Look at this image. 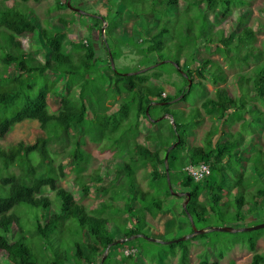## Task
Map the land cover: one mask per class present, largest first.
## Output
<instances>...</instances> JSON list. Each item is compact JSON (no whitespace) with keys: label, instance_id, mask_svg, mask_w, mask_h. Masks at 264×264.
Masks as SVG:
<instances>
[{"label":"trees","instance_id":"trees-1","mask_svg":"<svg viewBox=\"0 0 264 264\" xmlns=\"http://www.w3.org/2000/svg\"><path fill=\"white\" fill-rule=\"evenodd\" d=\"M120 1L124 2V0ZM106 2L114 4L113 0H106ZM181 2L184 3V6H180ZM249 2L250 0L131 1L132 7L146 5L149 9L146 13V20L153 19L159 23V26L157 24L158 30L150 31L151 24L148 25L146 21L142 20L144 29H141L144 30L145 37L139 42L146 40L149 42L144 49H140L143 55L160 52L164 47L161 39L171 29L185 34V43L182 42L178 45L177 55L172 62L168 61L171 71L177 73L181 79L179 85L174 82L170 83L174 87L172 93L165 91L164 84L167 83V80L164 78V74L169 73L163 70L165 61L159 59V61L150 63L147 59H142L140 65L133 70L120 71L116 67L112 69L110 56L114 60L115 55L110 50L106 38L103 39V45L109 48L110 53L106 48V57L102 61L107 63V68L110 69L109 73L104 71L105 73L100 74L99 78H94V74H91L90 71L100 59L97 56L96 47L91 42L83 44L79 41L76 49H80L82 52L78 56L76 55V58L80 60V68L84 76H80V81L74 83L75 92L55 91L56 82L50 78L37 87L36 79L48 71H62L69 74L70 78L79 73L75 67H60L62 63L70 62L73 56L71 52L65 50L62 39L64 27L68 23L59 17L58 21L63 25L62 29L51 32L48 27L40 28L39 35L48 53L44 62H40L22 48L19 40L20 37L32 36L38 28L34 17L12 7L0 8V27L6 30L8 36V45L5 47L3 60L6 67L14 66L17 70V74L13 77L6 78L10 83L19 87L26 83V86L20 87V91L25 90L26 92L25 103L12 116L0 117V139L5 138L16 124L24 121H36L41 130L30 143L18 141L9 147L0 146V260H4L7 264H94L96 258H99V263L107 245L110 247L103 264H109L111 256L117 249L135 247L137 256L140 255L141 249L132 244L133 239L117 241L118 239L111 234L112 232L107 226L106 217L100 214H90L83 205L74 200L71 191L58 185V182L65 177L64 166L62 164L53 166V154L48 143L52 137L57 140L61 135L60 142L66 146V142L71 141L69 140L71 129H74L78 134L72 137L73 151L71 154L79 172L84 156V152L80 148L83 143V139L79 135L80 131L99 141L107 139L115 144H128L125 139L126 134L131 133L129 141L133 146L130 159L135 168H137V164L147 166L150 170L148 181L150 184L153 181H157L159 184L163 182L165 185H160L162 188L156 186L155 189L158 192L162 189L166 195L171 193L169 185L172 187L174 179L177 177V184L189 192V200L182 211L185 215L188 212L194 222L204 220L208 215V209L198 203V197L203 190H206L210 196L211 210H213V206H218L221 202L224 207L234 205L237 210V218L243 216L241 210L246 202L245 176L240 172L232 181L227 180L226 169L232 168V166L248 165L255 171L252 177L257 182L261 181V186L257 187L256 194L249 197L253 207L258 205L257 198L264 197V150H257L247 158L238 157L237 150L242 146L240 144L241 137L240 139L228 137L214 141L218 126H216V131L209 130L206 133L203 144L190 145L187 139L190 131L185 129L188 121L178 118V114L183 115V111L172 107L175 102H187L190 93H197L199 97L204 96L200 104L201 108L219 121L232 123L240 121L243 128L250 129V121L257 120L264 126V114L252 103L253 99L261 100L264 97V54L262 50L255 51L253 46L255 33L246 24L245 14L237 15L235 27L227 34L222 28L213 30L214 23H220L219 21L227 19L233 12L246 6ZM55 7L62 9L69 6L67 0H64L62 3H55ZM155 12L157 16L153 15ZM72 13H77L76 9L72 10ZM209 14L220 18L218 21H212ZM103 22H107L104 16L96 19L92 27H96L100 34L106 32L107 35L108 23L105 28H102ZM175 35L177 34L173 32L174 38ZM202 42L208 49L212 44L213 51L222 54L230 66L233 63L247 64L252 57L257 60L263 58L252 71L237 74L240 86L237 95L232 96L225 87H216L213 97L205 94L206 88L202 79L206 77V74L212 77L211 81L215 85L218 82H224L226 75L221 66L211 58L203 57L200 61L198 60V47ZM242 51L244 53L239 54ZM181 59H184L183 63ZM194 62L197 65L192 68L191 65ZM174 63L177 64V67ZM143 69L145 70L141 71ZM30 76L31 78H29ZM188 81L191 82L190 85ZM93 83L95 84L92 85ZM106 85L108 87H105ZM243 88L244 90H242ZM32 92L34 95L31 97L29 94ZM18 93L17 90L0 91V105L9 103ZM51 93L59 96L60 103L56 112H50L48 108V97ZM121 93H126V96L118 102V107L114 111L111 112L105 103L102 109L98 110L97 99H103L104 102L110 101ZM248 103L251 105H247ZM194 108V112L198 115L195 122L198 124L201 121V116L199 109ZM90 111L93 114L91 119L89 118ZM245 114H248L247 120L244 118ZM164 115L171 117L172 122L163 117ZM140 118L144 119L147 124L156 127L144 138L146 142L158 145L153 150H150L147 145L135 141V137L139 133ZM131 120L134 121L131 122ZM42 132L43 134H41ZM116 134L118 136H115ZM238 135L242 136L241 133ZM173 143L176 145L168 151L167 162H165V153ZM201 161L209 164L211 173L206 181L195 182L183 173L182 167L188 162L199 163ZM14 165L18 166V173L10 171V167ZM123 169L129 170L131 166L124 162L122 167L115 169V172L119 173ZM97 179L101 180V177L98 176ZM230 185H235L240 189L234 196L232 204L227 203L228 200L226 203L222 201L224 198L222 191L226 189L229 192ZM128 186L133 194H137L134 174H131ZM87 188L84 185L83 191L86 192ZM49 192H53L54 198L49 196ZM138 193L143 199L144 192L139 191ZM133 194L129 197L130 200L137 197ZM160 202L161 200H158L154 203L157 207L155 211H149L147 206L140 208L150 214H155L161 210ZM140 208L135 209V223L141 225L142 220L138 216ZM127 209L130 211L132 206L128 204ZM135 234H141L139 226L130 227L122 233L124 238ZM134 239L149 241L142 237ZM256 239V236L250 237L245 243L247 249L253 252L250 264H264V253L255 252ZM178 243H182V241ZM170 244L174 245V242ZM39 245L43 249L44 255L37 251ZM135 255L130 254L121 257V259L135 264ZM223 257L224 254L218 252L216 259L212 261L202 259L199 264H221L220 261ZM159 261L163 262V258H160ZM178 264H190L186 246L179 256ZM229 264L234 263L230 262Z\"/></svg>","mask_w":264,"mask_h":264},{"label":"rangeland","instance_id":"rangeland-1","mask_svg":"<svg viewBox=\"0 0 264 264\" xmlns=\"http://www.w3.org/2000/svg\"><path fill=\"white\" fill-rule=\"evenodd\" d=\"M63 1L64 0H0V8L5 9L12 7L24 14L27 13L32 18L34 17L38 28L32 36L20 37L19 40L22 44V48L31 53L32 56L40 62H44L48 54L43 40L39 35L40 28L48 27L51 32H53V30L62 29L63 25L59 23V17H62L68 23L67 26L64 27V37L62 36V39L65 50L71 52L73 56L70 62L62 63L60 67H75L79 73H77L75 77L72 76L70 78L69 74L62 71H48L36 79L35 82L37 87L50 78L52 81L56 82L55 91L74 93L76 90L74 83H78L80 81V76H84L80 68V60L76 58V55L78 56L82 52L80 49H76L78 48V46L76 47L77 42L80 41L83 44L91 42L96 47L97 52H101L104 48L103 39L106 37L108 40L112 39L115 41L113 46H111L115 58L120 52V57L116 60L115 58L113 60L110 56L113 65L120 71L135 69L140 65L142 59H147L150 63L162 59V61H165L163 70L169 72L164 74V78L167 80V83L164 84L166 93L174 91V87L171 86L170 83L174 82L176 85L180 84V77L177 73L171 71L168 61L172 62L177 55L178 45L182 42L185 43V34H182V32H175L176 29L173 27L174 31L171 29L168 34L161 39L164 47L160 52L143 55L140 49H144L149 44L148 40L139 42L145 37V32L141 29L143 28V21H146L148 25L151 24L149 28L150 31H155L159 28V23H156L153 19L146 20V13L149 11L146 5L144 7L141 5H134L133 7L136 8L134 9L131 6L132 0H124V2L113 0V5H108L106 0H70L68 8L58 9L55 7V3H62ZM97 1L101 2L94 5L93 3ZM180 6H184V3L181 2ZM109 8L110 11L106 13ZM263 8L264 0H250L246 6L233 12L227 19L219 21L220 23H214L215 26L213 30L216 31L222 28L224 33L227 34L229 30L235 27L237 15L239 13H244L246 16V24L251 27L255 33V41L253 43L255 51L262 50L264 54ZM75 9L77 13L73 14L72 10ZM94 14H96L97 17H92ZM101 15H103L107 21L103 22L101 27L105 28L106 23H108V32L107 35L105 32L100 34V36L98 31H95V27L92 26L96 19L102 17ZM153 15L157 16V13L155 12ZM209 17L212 21H218L220 18L219 16L214 17L212 14H209ZM183 19L185 21V15ZM173 32L177 34L175 38L173 37ZM7 45L8 36L6 30L0 27V91L17 90L19 92L12 101L3 106L0 105L1 118L12 116L26 101L25 90L20 91V87L26 86V83H23L19 87L10 83L6 78H11L17 74L15 67H6L3 60L4 52L6 51L5 47ZM205 45L206 44L202 42L198 47V60L200 61L203 57L211 58L221 66L226 75V80L224 82H218L216 85L211 81L212 77L209 74H206V77L202 79L206 88L205 94L211 97L214 96V89L216 87H225L229 94L232 96L237 95L240 91L237 74L252 71L257 63L263 59L259 58L257 60L252 57L248 60L247 64L233 63V65L230 66L227 64L222 54L213 51L214 46L212 44L209 45V49ZM243 53V51L241 53L239 52V54ZM181 60L183 63L184 59ZM198 60L196 61L197 63L199 62ZM196 62L192 63V68L197 65ZM94 66L95 67L90 71L91 74H94V78H99L100 74L107 71L108 73L110 72V69L107 68V63L104 61H97ZM29 78H31V76ZM106 82H108V80H106ZM94 84L95 83L92 85ZM105 87L108 86L106 85ZM242 90H244V88ZM29 95L32 97L34 92ZM125 96L126 93H121L117 95L114 100L110 99V101L107 100L105 102L103 99H97L96 102L99 103L97 108L98 110L100 108L102 109L105 103L112 112L118 107V102ZM203 98L204 96L199 97L197 93H190L187 102L178 101L172 104L173 108H179L184 113L183 115L178 114V118L188 121V125L185 129L190 131V135L187 138L190 145L203 144L206 133L209 130L211 132L216 131V126H218L214 141L228 137L239 139L241 137L240 144L242 146L237 150L238 157L247 158L257 150H264V126L259 123L260 121H250V129L243 128L240 121L233 123L230 121H219L217 118L211 117L201 108L200 104ZM262 98L261 100L253 99L252 103L264 114V97ZM59 103L58 95L54 93L49 94L48 108L50 112H56ZM247 105L251 104L248 103ZM194 107L199 109L201 116V121L198 124L195 122L198 115L194 112ZM92 117L93 114L92 111H90L89 118L91 119ZM165 118H168L170 122H172L171 117L166 116ZM244 118L247 120L248 114H245ZM132 121L134 120H131V122ZM143 122L144 120L140 118L139 133L136 135L135 141L137 143L142 141L150 150H153L157 148L158 145L152 142H146L144 139L146 134L144 133H147L149 129H151V131L155 130L156 127L151 126V128H149ZM40 132L41 130L36 121L29 120L18 123L5 138L0 139V146L9 147L18 141L30 143ZM238 133H241L242 136H239ZM41 134H43V132ZM75 135L78 134L74 129H71V138L69 139L71 141L66 142V146L60 142L61 135H59L57 140L52 137L48 143L53 154V166L56 167L58 164L64 166L65 177L58 182V185L71 191L74 200L83 205L90 214H100L106 217L108 220L107 226L114 237L123 239L122 233L133 226H139L141 234L160 241H171L191 233L192 228L189 217L182 211L183 202L186 200L184 192H188V190L178 185L176 182L177 177H175V182L172 187L170 186L172 192L169 195H166L162 189L158 192L157 189H155L156 186H164L165 184L163 182L159 184L157 181H153L150 184L148 181L149 168L147 166H140V164H137V168H135L133 161L130 159L131 147L133 146L129 141L131 133L126 134L125 139L128 141V144H115L107 139L99 141L97 138L90 137L80 131L79 135H81L83 139L80 148L84 152V156L82 157L83 164L80 172L78 171V167L74 164L75 159L71 154L73 151L72 137ZM115 136H118V134ZM124 162H127L131 166V169H123L121 172L116 173L115 169L122 167ZM10 171L18 173V166L14 165L10 167ZM226 172V178L230 181L236 178L237 174L240 172L245 176L246 189L244 194L246 202L241 210L243 216L237 218L235 206L230 205L229 207H224L221 205V202H219L218 206H213V210H211L210 196L206 190H203L198 197V203L208 209V215L204 220H196L195 222L190 215L197 229L216 226L241 228L258 225L264 222V197L260 196L257 198L256 203L258 205H256V207L252 206V201L249 197L252 194H256L257 187L261 186V181L257 182L252 177L255 173L252 167L248 165L232 166V168L226 169ZM131 174H134L137 194H133L131 188L128 186ZM98 176L101 177V180L97 179ZM84 185L88 187L86 192L83 191ZM162 186H160V188H162ZM229 190V192H227L226 189L222 191L224 195L222 201L226 203V200H228L227 203L232 204L234 196L238 194L240 189L235 185H230ZM139 191L144 192L145 195L143 199L140 198ZM131 194L137 197L130 200L129 197ZM49 196L54 198L53 192H49ZM158 200H161V210L157 211L155 214H150L144 211L143 208H140L147 206L149 211H155L157 207L154 203ZM128 204L132 206L130 211L127 209ZM138 207L140 208L138 216L141 217V225L135 223V209L137 210ZM255 236L257 237L255 252L264 253V228L237 232L207 231L203 234L183 240L182 243L174 242V245L158 241L145 242L142 239H133L132 244L141 249L140 255L137 256V248L135 247L117 249L111 256L109 264H133L131 261L121 259V257L130 254H136L135 264H178L179 256L185 246L188 262L190 264H199L202 259L212 261L216 259L218 252L224 254V257L220 261L221 264H229L230 262L234 264H250L253 252L247 249L245 243L248 238ZM37 251L40 252L41 255H44V251L40 245L37 246ZM160 258H163V262L159 261ZM98 260L99 258H96L94 264H97ZM0 264L7 263L1 259Z\"/></svg>","mask_w":264,"mask_h":264},{"label":"water","instance_id":"water-1","mask_svg":"<svg viewBox=\"0 0 264 264\" xmlns=\"http://www.w3.org/2000/svg\"><path fill=\"white\" fill-rule=\"evenodd\" d=\"M67 5L69 6L70 5V0H67ZM110 63H111V67L114 68V65H113V61L110 60ZM174 65L177 67V64L174 63ZM146 69V68H145ZM144 70V69H143ZM141 70V71H143ZM139 72V71H137ZM133 73H136V72H133ZM127 74H130V73H127ZM190 81H188V84L190 85ZM167 115H164L163 117H166ZM169 117V116H167ZM176 145V143H173L167 150V152L165 153V156H164V161L167 162V153L168 151L173 148L174 146ZM166 169H167V166H166ZM167 180H168V175H167ZM169 183V181H168ZM169 188H170V185H169ZM170 192L171 189H170ZM185 196H186V200L183 202V207L185 208L188 200H189V192H184ZM187 213V216L189 217V220H190V223H191V233L190 234H187L185 236H182L180 238H177V239H174V240H171V241H160V240H157V239H154V238H150L144 234H135V235H132L131 237L129 238H123V240H127V239H134L135 237H142V238H145L146 240H149V241H158V242H162V243H171V242H179V241H183V240H186V239H189V238H192L194 237L195 235H199V234H203L207 231H224V232H237V231H251V230H256V229H260V228H264V222L261 223V224H258V225H254V226H250V227H241V228H234V227H230V226H216V227H209V228H204V229H197L194 225V222L190 216V214L188 212ZM122 239H118L117 241H121ZM110 247V245H107L105 250L103 251V254L101 256V259L99 261L98 264H103V261L104 259L106 258L107 254H108V248Z\"/></svg>","mask_w":264,"mask_h":264},{"label":"built area","instance_id":"built-area-1","mask_svg":"<svg viewBox=\"0 0 264 264\" xmlns=\"http://www.w3.org/2000/svg\"><path fill=\"white\" fill-rule=\"evenodd\" d=\"M102 32H104V29H102ZM182 171L185 175L192 178V180H194L195 182L206 181L211 173L209 164L204 161H201L199 163L188 162L182 167Z\"/></svg>","mask_w":264,"mask_h":264},{"label":"crops","instance_id":"crops-1","mask_svg":"<svg viewBox=\"0 0 264 264\" xmlns=\"http://www.w3.org/2000/svg\"><path fill=\"white\" fill-rule=\"evenodd\" d=\"M99 2H101V1H97V2H94L93 4L95 5L96 3H99ZM109 5V4H108ZM108 11H110V8L106 11V13L108 12ZM94 16H96L97 17V15L96 14H94L92 17H94ZM100 16V15H99ZM102 17H103V15H101ZM95 31H98V29L95 27ZM93 31V30H92ZM131 32V31H130ZM98 34L100 35V33L98 32ZM101 36V35H100ZM107 38V37H106ZM107 41H108V45H110V50H112L111 49V46H113V44L115 43V41H113L112 39H109L108 40V38H107ZM104 46V45H103ZM106 48H107V52L108 53H110V50H109V48L106 46H104V48H103V50L100 52H98V54H97V56L98 57H100V59H99V61L101 60H103L105 57H106ZM103 53V54H102ZM119 54H120V52L116 55V58H115V60L116 59H118L120 56H119ZM115 67V66H114ZM168 93H172V92H168ZM184 114V113H183ZM144 120V119H143ZM144 124H146L149 128H151V125H149V124H147L146 123V121L144 120V122H143ZM151 131V129H149V131H147V133L148 132H150ZM147 133H144V134H147ZM140 143H142L143 144V142L142 141H139Z\"/></svg>","mask_w":264,"mask_h":264}]
</instances>
